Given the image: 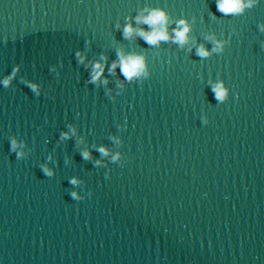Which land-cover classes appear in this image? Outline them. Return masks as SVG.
Here are the masks:
<instances>
[{
	"label": "water",
	"instance_id": "1",
	"mask_svg": "<svg viewBox=\"0 0 264 264\" xmlns=\"http://www.w3.org/2000/svg\"><path fill=\"white\" fill-rule=\"evenodd\" d=\"M217 4L0 0V264H264V0Z\"/></svg>",
	"mask_w": 264,
	"mask_h": 264
},
{
	"label": "clouds",
	"instance_id": "2",
	"mask_svg": "<svg viewBox=\"0 0 264 264\" xmlns=\"http://www.w3.org/2000/svg\"><path fill=\"white\" fill-rule=\"evenodd\" d=\"M246 6H250V4L246 5L245 0H218L217 4L218 10L225 14H238L242 12ZM137 22L150 26V32H145L142 29L138 32V34L142 36L149 44L155 45L161 41H167L170 39L168 32L169 17L164 10L152 9L149 11L148 15L138 16ZM177 24L178 26L174 30V36L172 39H174L175 42L183 45L188 42V33L190 31V27L184 20L178 21ZM124 32L126 36L130 37L134 32H137V30L134 29L131 24H129L125 27ZM198 55L205 57L209 55V52L203 46H201V48L198 50ZM119 64L123 74L128 79H132L134 76H137L145 71L144 58L141 56L129 55L124 57L123 53H121ZM116 66V64H113L112 69L114 70ZM95 68L99 71L95 73L93 80L98 79L103 72V66L101 64L97 63ZM4 83L7 85L9 80H5ZM214 91L216 92L218 99H223L226 96V90L222 84L217 85ZM15 146V142H13V150H15ZM101 151L107 154L106 149H101ZM84 155L86 158L88 157V153H85ZM73 183H76V181L73 180ZM75 195L76 193H73V196Z\"/></svg>",
	"mask_w": 264,
	"mask_h": 264
}]
</instances>
